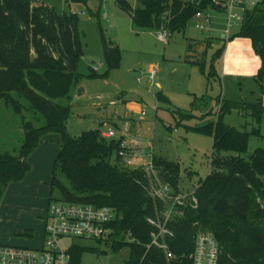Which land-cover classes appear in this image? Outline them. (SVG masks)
<instances>
[{
  "label": "trees",
  "instance_id": "16d2710c",
  "mask_svg": "<svg viewBox=\"0 0 264 264\" xmlns=\"http://www.w3.org/2000/svg\"><path fill=\"white\" fill-rule=\"evenodd\" d=\"M69 1L88 5V0ZM136 1L141 7L134 8L129 0H117V4L129 13L138 28L159 30L166 26L172 34L186 29L196 12L212 2ZM239 34L251 39L259 57L260 68L255 78L264 93V0L246 12ZM101 36L108 71L99 75L93 68L90 78L105 77L121 65L120 47L109 42L103 31ZM192 41L189 51L204 44L199 42L194 47ZM206 43L211 48V41ZM221 51L213 57V70ZM83 55L84 35L77 13L61 14L54 7L33 0L0 1V105L5 103L21 112L23 106L17 98L21 96L31 110L45 118L41 126L36 127L32 121L25 123L18 155L0 152V200L11 183L25 179L32 168L30 156L42 139L50 133L58 134L61 149L52 172V191L57 189L61 200L67 202L113 207L118 214L105 241L114 251L130 248L126 264H193L191 255L199 232L213 233L218 240L221 247L218 264H264V149H257L248 159L244 157L252 133L260 135V128L250 133L224 121L232 109L250 108L260 125L263 101L256 104L225 101L215 122L195 128L213 136L211 171L191 194L197 205L191 206L190 200L179 214L166 221L168 204L152 193V185L158 182V176L160 181L170 183L174 195L180 194L179 162L154 155V171L147 166L126 168L119 159L112 161L124 137L107 141L100 129L84 131L79 136L70 134L72 107L69 102L62 104L59 100L71 97L80 84L83 75L78 65ZM225 152L233 154L227 156ZM59 168L69 185L59 179ZM162 227L166 232L160 241L167 243L173 258H168L166 249L153 243ZM85 251V247L74 244L70 250L72 264H82Z\"/></svg>",
  "mask_w": 264,
  "mask_h": 264
},
{
  "label": "rangeland",
  "instance_id": "374dc122",
  "mask_svg": "<svg viewBox=\"0 0 264 264\" xmlns=\"http://www.w3.org/2000/svg\"><path fill=\"white\" fill-rule=\"evenodd\" d=\"M43 2L61 14L77 13L84 35V55L78 65L83 75L81 82L71 97L59 100L62 104L69 102L72 107L70 134L79 136L99 126L105 129L112 126L118 138L114 122L129 119L132 130L125 132L124 139L140 141L131 151L139 150L142 163L150 161L155 153L179 162L183 194L193 192L211 171L213 136L195 128L215 122L225 101L256 104L262 100L264 104L263 88L255 78L260 60L251 39L241 36L238 28L227 43L222 38L227 24L223 14L214 12L212 23L204 31L192 21L164 43L157 37L158 30L135 26L117 0H88L87 6L69 0ZM129 2L134 8L141 7L136 0ZM101 31L109 42L120 47L121 65L105 77L90 78L93 68L99 75L108 71ZM191 40L194 47L199 42L204 44L189 51ZM207 40L212 43L209 49ZM219 50L222 51L213 70V57ZM32 56H36L34 49ZM152 66L157 67V72L154 80L149 81L147 72ZM79 89L81 95L77 94ZM17 98L23 106L21 112L5 103L0 105V152L13 155L20 152L25 123L32 121L36 127L45 123L44 116L31 110L26 99ZM224 121L250 133L260 128V135H251L245 158L257 149H264V116L258 125L250 108H235L225 115ZM54 136L60 138L58 134L46 135L42 142L47 145L30 156L32 168L25 179L5 189L0 200V244L41 243L47 210L51 203L62 199L57 189L52 191V172L61 149V140L56 141ZM112 161H117L115 155ZM57 175L70 184L60 168ZM159 188L158 182L153 183L152 193L157 195ZM72 242L86 248L82 264H126L130 258L129 247L114 251L105 240L74 238Z\"/></svg>",
  "mask_w": 264,
  "mask_h": 264
},
{
  "label": "built area",
  "instance_id": "2783aa9c",
  "mask_svg": "<svg viewBox=\"0 0 264 264\" xmlns=\"http://www.w3.org/2000/svg\"><path fill=\"white\" fill-rule=\"evenodd\" d=\"M33 1L43 2V0ZM211 1L208 7L196 12L192 21L197 29L204 31L212 23L214 12L223 14L227 22L223 39L229 41L234 31L241 27L246 12L252 9L259 0ZM171 35V31L166 26H162L158 30L157 37L160 41L167 43ZM156 72L157 67L152 66L147 72L149 81L154 80ZM129 125L130 122L126 121V130L129 129ZM101 135L105 139L112 140L117 138V131L111 126L102 130ZM139 144L140 141L137 139L131 141L123 139L115 154L116 158L126 168L147 166L150 171H154L152 162L154 154L150 161L142 163L139 156L143 155L139 154V150H133L134 153L131 151ZM157 181L160 185L157 195L166 200L168 204L164 213L166 221L179 214L181 207L187 206L190 200L191 206L197 205V199L190 198L192 193L174 195L170 183L160 181L158 176ZM117 214V211L110 206L100 207L64 200L55 201L47 210L41 243L37 246L0 244V264H72L70 250L75 243H70V240L74 238L105 240L111 234V223L117 218ZM164 232L166 230L162 227L161 234L154 236L153 243L166 249L167 257L173 258L174 255L168 250L167 243L160 241ZM220 254L221 247L214 234L199 232L195 240L194 253L191 255L193 264H218Z\"/></svg>",
  "mask_w": 264,
  "mask_h": 264
},
{
  "label": "crops",
  "instance_id": "0c3cea01",
  "mask_svg": "<svg viewBox=\"0 0 264 264\" xmlns=\"http://www.w3.org/2000/svg\"><path fill=\"white\" fill-rule=\"evenodd\" d=\"M222 38H223V35H222ZM229 42V41H228ZM227 42V43H228ZM77 89V88H76ZM119 118H122L121 116H118ZM126 121H129L130 122V120L128 119V120H125L124 122L123 121H121V120H117V121H115L114 123H115V127L117 128V130H119V137L117 138V139H120V138H122V137H125V132L127 131L126 129V127H125V122ZM120 122V123H119ZM122 122H123V124H122ZM132 122V121H131ZM130 122V125H129V131H131L132 130V128L130 127L131 125H132V123ZM105 124V123H104ZM110 125V124H109ZM96 129H100V130H106L105 128H103L102 126H99L98 128H96ZM118 136V135H117ZM54 138L56 139V141H58V142H60V138H58L57 136H54ZM43 143V142H42ZM43 145H47V144H45V142L40 146V147H38V149L39 148H41V147H43ZM133 153H134V151H133ZM155 156H158L156 153L154 154ZM181 188V187H180ZM182 191V190H181ZM195 190H193V192H194ZM193 192H191V193H193ZM182 194H183V191H182Z\"/></svg>",
  "mask_w": 264,
  "mask_h": 264
},
{
  "label": "water",
  "instance_id": "95a60500",
  "mask_svg": "<svg viewBox=\"0 0 264 264\" xmlns=\"http://www.w3.org/2000/svg\"><path fill=\"white\" fill-rule=\"evenodd\" d=\"M78 95H81L82 94V91L79 89L78 92H77Z\"/></svg>",
  "mask_w": 264,
  "mask_h": 264
}]
</instances>
